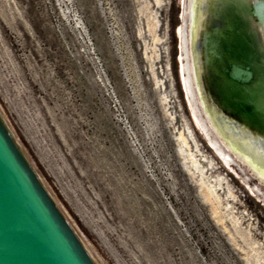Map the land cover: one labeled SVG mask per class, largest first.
Masks as SVG:
<instances>
[{"label": "rangeland", "instance_id": "1", "mask_svg": "<svg viewBox=\"0 0 264 264\" xmlns=\"http://www.w3.org/2000/svg\"><path fill=\"white\" fill-rule=\"evenodd\" d=\"M182 5L0 0V115L98 264H264V201L191 107Z\"/></svg>", "mask_w": 264, "mask_h": 264}, {"label": "water", "instance_id": "2", "mask_svg": "<svg viewBox=\"0 0 264 264\" xmlns=\"http://www.w3.org/2000/svg\"><path fill=\"white\" fill-rule=\"evenodd\" d=\"M181 49L202 131L264 201V0H183ZM0 264H98L1 115Z\"/></svg>", "mask_w": 264, "mask_h": 264}, {"label": "bare ground", "instance_id": "3", "mask_svg": "<svg viewBox=\"0 0 264 264\" xmlns=\"http://www.w3.org/2000/svg\"><path fill=\"white\" fill-rule=\"evenodd\" d=\"M153 18V17H152ZM152 21V20H151ZM155 22V21H154ZM155 26V25H154ZM156 33V32H155ZM155 40H156V37H155ZM194 154V153H193ZM192 157V156H191ZM197 160H198V158H196ZM196 161V160H195ZM195 163V162H194ZM200 164H201V162H200ZM204 164H206V163H204ZM195 165H196V163H195ZM204 167V166H203ZM203 171L205 170V169H202ZM216 180V179H215ZM217 181V180H216ZM206 182V181H205ZM220 183V182H219ZM225 185V184H224ZM223 185V186H224ZM225 187V186H224ZM223 187V188H224ZM215 188V187H214ZM214 188H212V189H214ZM216 188H217V186H216ZM223 188H222V190H223ZM225 189V188H224ZM228 191V190H227ZM215 192H217V191H215ZM218 193V192H217ZM215 194V193H214ZM215 196V195H214ZM218 196H219V194H218ZM227 196V195H226ZM217 199V198H216ZM224 199V198H223ZM218 201V200H217ZM223 202V201H222ZM224 203V202H223ZM217 209V208H216ZM232 211V210H231ZM238 217V216H237ZM240 220V219H239Z\"/></svg>", "mask_w": 264, "mask_h": 264}]
</instances>
